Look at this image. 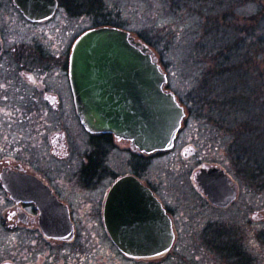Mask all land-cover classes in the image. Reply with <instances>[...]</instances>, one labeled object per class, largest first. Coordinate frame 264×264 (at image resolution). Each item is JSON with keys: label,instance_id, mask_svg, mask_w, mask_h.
<instances>
[{"label": "flooded vegetation", "instance_id": "af4514ba", "mask_svg": "<svg viewBox=\"0 0 264 264\" xmlns=\"http://www.w3.org/2000/svg\"><path fill=\"white\" fill-rule=\"evenodd\" d=\"M19 1L24 2L0 0V70L6 74L0 78V264H94L93 248L100 245L101 237L94 239L91 230L104 231L129 260L162 264L180 241L179 230L188 219L183 218L185 212L179 205L187 202L185 197L159 190L147 169L153 159L176 153L194 103L177 96L186 117L170 151L145 154L112 133L89 132L75 105L73 46L89 29L117 26L104 23L88 28L86 0H57L52 14L43 16L44 8L37 17L26 12ZM73 23L84 27L72 29ZM194 102L196 107H204ZM195 153L187 144L178 155ZM212 168L227 173L220 166L201 164L194 179L212 207L228 209L231 205L223 208L211 203L197 181L199 172ZM128 177L150 190L159 204L153 207L154 213L144 212L138 218L153 225L157 237L152 243L165 244L167 235L172 237L168 250L132 256L123 252L109 233L106 212L110 192ZM131 195L128 186L117 193V212L129 208L124 204L135 202ZM147 202L150 200H138L143 205ZM120 219V215L114 216L115 226Z\"/></svg>", "mask_w": 264, "mask_h": 264}, {"label": "rangeland", "instance_id": "374dc122", "mask_svg": "<svg viewBox=\"0 0 264 264\" xmlns=\"http://www.w3.org/2000/svg\"><path fill=\"white\" fill-rule=\"evenodd\" d=\"M85 2L88 28L110 23L130 31L156 53L168 74V89L194 103L176 153L153 159L147 169L159 190L187 202L179 205L188 219L179 230L180 241L162 264H264V32L256 30L259 44H251L254 40L244 32L228 38L216 57L214 50L206 53L208 42L217 46L219 38L213 21L235 19L251 27V18H260L264 0ZM83 27L72 24V29ZM243 41L248 44L244 56L222 64L220 55H228ZM4 71L0 70V78L6 76ZM194 101L204 107H196ZM187 144L196 153L179 156ZM201 164L224 168L234 181L238 198L228 209L212 207L200 191L194 175ZM90 232L94 239L101 237L93 248L94 264H145L124 257L104 231Z\"/></svg>", "mask_w": 264, "mask_h": 264}, {"label": "water", "instance_id": "95a60500", "mask_svg": "<svg viewBox=\"0 0 264 264\" xmlns=\"http://www.w3.org/2000/svg\"><path fill=\"white\" fill-rule=\"evenodd\" d=\"M19 4L33 17L44 8L43 16H48L57 7V0H24ZM71 81L77 112L89 132L112 133L131 141L137 151L145 154L173 148L185 108L175 93L165 88L168 77L156 53L130 32L101 27L83 33L73 46ZM197 181L214 205L227 207L237 197L233 181L222 169L202 170ZM124 186L130 188L135 202L124 204L129 208L117 212L116 195ZM140 198L150 202L143 205L138 203ZM158 205L151 191L135 178H124L113 187L106 212L108 231L123 252L144 257L170 248V235L165 244L152 243L157 237L153 225L138 218L144 212L154 213L153 207ZM117 214L121 217L119 226H115ZM167 231L171 233L170 228Z\"/></svg>", "mask_w": 264, "mask_h": 264}, {"label": "trees", "instance_id": "16d2710c", "mask_svg": "<svg viewBox=\"0 0 264 264\" xmlns=\"http://www.w3.org/2000/svg\"><path fill=\"white\" fill-rule=\"evenodd\" d=\"M89 1V4H92L93 2H95V0H88ZM209 10H212V9H209ZM260 15V18L258 16H253L251 19L254 21V25H250L251 27H248L246 28L247 26L249 25H246L247 24V21H239V20H231V22H227V21H213V25L212 27L215 29V32L212 30V32L215 33L216 36H218L219 38L216 40V42L214 44H217V46L213 45L211 41L208 42V47L209 49H207L206 53L207 55L211 54L212 51L214 50L215 51V57H216V54L218 52L221 51V49L223 47L226 46V42L228 38H234L236 36V38L238 37L237 34H241V33H244L247 34L246 36H248L250 39L254 40L251 44L255 43V44H259V41L261 42V39L260 37H258L257 33L260 32L261 33V30L264 32V7L262 8L261 12L259 13ZM215 17H218V15H215ZM241 19V18H239ZM236 22V23H235ZM241 25H240V24ZM207 25H209V21L207 23ZM239 25V26H238ZM261 25V26H260ZM238 26V27H237ZM253 28H256L254 32H252L250 29H253ZM210 30V33H211V29L212 28H208ZM256 30H258V32H256ZM212 34V33H211ZM236 34V35H235ZM262 37H264L262 35ZM264 43V42H263ZM237 44V48L235 49H232L230 48L229 49V53L228 55H226L225 53L221 54L220 56H224V58L220 59L222 60L221 63L222 64H226V63H230L232 61V59H234L235 56H238L239 58L243 57L244 56V51H245V48L248 44H247V41H243L241 43H236ZM212 45L214 46V49L212 47ZM219 45H222L219 46ZM249 54H253V52H248ZM237 59L235 60L234 63H237ZM236 66L232 67L231 69H229V72L233 69V71L236 69L235 68ZM252 78V76H251ZM241 97L238 98V100L240 99ZM234 100V99H233Z\"/></svg>", "mask_w": 264, "mask_h": 264}]
</instances>
